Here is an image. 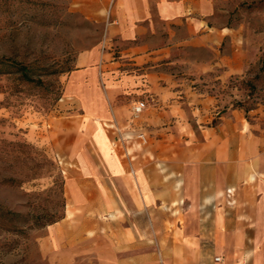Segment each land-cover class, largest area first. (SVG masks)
Wrapping results in <instances>:
<instances>
[{
  "label": "crops",
  "instance_id": "1",
  "mask_svg": "<svg viewBox=\"0 0 264 264\" xmlns=\"http://www.w3.org/2000/svg\"><path fill=\"white\" fill-rule=\"evenodd\" d=\"M213 11L113 0L104 41L76 55L44 118L64 196L48 264H264V109L251 121L202 87L245 67Z\"/></svg>",
  "mask_w": 264,
  "mask_h": 264
},
{
  "label": "rangeland",
  "instance_id": "2",
  "mask_svg": "<svg viewBox=\"0 0 264 264\" xmlns=\"http://www.w3.org/2000/svg\"><path fill=\"white\" fill-rule=\"evenodd\" d=\"M112 3L0 0V264L49 263L39 241L62 217L64 196L59 161L44 141L49 128L44 118L60 102L76 55L104 41ZM212 23L234 29L237 41L228 38L222 48L237 47L245 67L225 82L206 74L202 87L225 106L243 102L264 109V73L250 98L244 83L260 74L264 59V0H214ZM20 64L34 81L20 75ZM254 114L250 109L248 119Z\"/></svg>",
  "mask_w": 264,
  "mask_h": 264
},
{
  "label": "trees",
  "instance_id": "3",
  "mask_svg": "<svg viewBox=\"0 0 264 264\" xmlns=\"http://www.w3.org/2000/svg\"><path fill=\"white\" fill-rule=\"evenodd\" d=\"M1 62V60H0ZM261 66L259 68V71H260V74H256L255 76H253L252 78L250 79H247V80H244V83L246 85H248V88H249V93H248V96L249 98L253 96V94L255 93V91L257 90V84H256V81L257 79H259L261 73H264V59L261 60ZM19 72H20V75L25 78L26 80L28 81H34L33 78L29 75L28 73V68L27 66L23 65V64H20L19 65ZM233 106H238V107H241L244 109V111L247 113L250 109H253L254 107L253 106H249V105H244L243 102H236V104L234 103ZM63 217V215H62ZM60 217V218H62ZM59 218V219H60ZM59 219L57 220H54L53 222L55 221H58ZM52 222V223H53Z\"/></svg>",
  "mask_w": 264,
  "mask_h": 264
},
{
  "label": "built area",
  "instance_id": "4",
  "mask_svg": "<svg viewBox=\"0 0 264 264\" xmlns=\"http://www.w3.org/2000/svg\"><path fill=\"white\" fill-rule=\"evenodd\" d=\"M144 102L143 101H137L134 105H133V114L134 116H137L138 114H140L142 112V110L144 109ZM216 260L219 259V257L215 258Z\"/></svg>",
  "mask_w": 264,
  "mask_h": 264
}]
</instances>
